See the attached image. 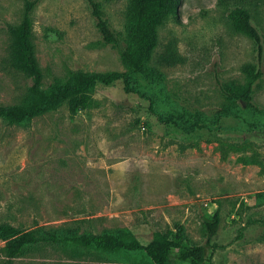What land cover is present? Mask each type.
<instances>
[{
	"label": "rangeland",
	"instance_id": "374dc122",
	"mask_svg": "<svg viewBox=\"0 0 264 264\" xmlns=\"http://www.w3.org/2000/svg\"><path fill=\"white\" fill-rule=\"evenodd\" d=\"M33 42L44 84L68 71H125L117 49L105 44L85 0H33ZM123 45L128 0H96ZM236 5L248 10L263 47L262 77L252 102L264 110V0H183L158 28L151 65L165 75L163 90L141 88L154 110L212 113L219 84L245 83L241 68L256 63V47L227 20ZM23 0H0V104L24 99L30 80L5 66L8 24L23 16ZM173 43L183 62L156 59ZM92 108L71 116L66 105L28 124L0 119V222L21 230L39 226L95 233L129 229L142 244L153 230L183 225L206 246L205 264H264V119L249 129L223 119L216 131L185 134L157 121L149 101L126 93L121 81L97 85ZM247 118H251L248 117ZM218 212L208 242L204 222ZM0 239V264L6 261ZM172 264H188L171 256ZM11 264H97L43 247ZM105 264V263H103Z\"/></svg>",
	"mask_w": 264,
	"mask_h": 264
},
{
	"label": "trees",
	"instance_id": "16d2710c",
	"mask_svg": "<svg viewBox=\"0 0 264 264\" xmlns=\"http://www.w3.org/2000/svg\"><path fill=\"white\" fill-rule=\"evenodd\" d=\"M23 1L21 21L7 25L10 50L5 66L22 72L30 80V86L19 103L0 104V119L7 124H28L36 117L63 105L74 116L94 106L92 94L97 85L109 86L118 81L122 82L126 93H134L149 101V109L156 114L159 123L171 125L188 135L202 130H219V123L223 119L242 121L249 129H254L256 123L264 119V110L252 102L254 84L262 77L259 65L263 55L262 40L252 24L250 13L239 5L228 12V24L235 33L253 41L257 62L242 66L245 83L224 81L219 84L222 103L215 111L207 114L182 108L159 113L154 110V99L141 88L146 85L163 90L165 75L151 65L159 44L158 28L169 16L177 15L183 0H128L122 46L104 16L102 5L96 0H85L95 18L102 41L118 50L125 71H68L64 78L53 79L46 86L33 42L31 13L36 2ZM156 62L160 66H172L183 60L175 44L169 42L158 54ZM220 221L216 212L210 220L204 222L207 244L217 234ZM257 222L264 226V218ZM0 239L6 241L4 251L7 259L3 264H11L12 260L40 251L43 247L58 249L70 258H81L97 264H172L173 254L177 260L188 264L206 262V246L192 242L183 225L165 230L155 229L149 242L142 244L136 234L124 228L99 233L46 226L21 230L8 222H0ZM262 240L264 242V234Z\"/></svg>",
	"mask_w": 264,
	"mask_h": 264
}]
</instances>
